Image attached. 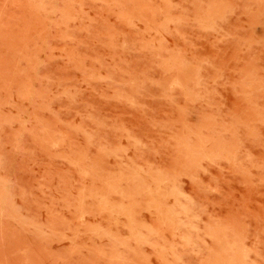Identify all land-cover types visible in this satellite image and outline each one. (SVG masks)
<instances>
[{"label":"rangeland","instance_id":"rangeland-1","mask_svg":"<svg viewBox=\"0 0 264 264\" xmlns=\"http://www.w3.org/2000/svg\"><path fill=\"white\" fill-rule=\"evenodd\" d=\"M0 264H264V0H0Z\"/></svg>","mask_w":264,"mask_h":264}]
</instances>
